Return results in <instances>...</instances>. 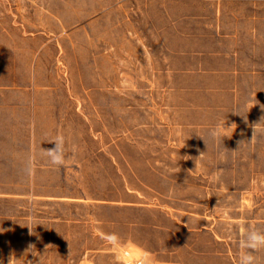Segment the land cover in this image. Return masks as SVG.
<instances>
[{
    "label": "rangeland",
    "instance_id": "obj_1",
    "mask_svg": "<svg viewBox=\"0 0 264 264\" xmlns=\"http://www.w3.org/2000/svg\"><path fill=\"white\" fill-rule=\"evenodd\" d=\"M222 32L243 52L239 94L151 87L168 45ZM222 120L236 128L220 143L208 130ZM57 134L62 168L42 156ZM0 171L1 191L29 194L0 210L23 208L41 242L104 237L89 264H116L112 233L129 261L142 246L169 264H239L245 230L264 232V0H0ZM67 196L83 200L51 199Z\"/></svg>",
    "mask_w": 264,
    "mask_h": 264
},
{
    "label": "crops",
    "instance_id": "obj_2",
    "mask_svg": "<svg viewBox=\"0 0 264 264\" xmlns=\"http://www.w3.org/2000/svg\"><path fill=\"white\" fill-rule=\"evenodd\" d=\"M230 39L236 41L235 36L222 32L210 37L202 36L198 39L200 45L196 48L184 49L183 46H177L179 48L177 49L168 45L162 57L149 61L151 87L162 94H239L241 92L239 87L242 85L239 79L243 78L244 73L243 52L238 46H230L228 44ZM153 69L156 72L154 82L151 72ZM221 102L220 105L223 106ZM5 171L6 173L14 172L7 169ZM28 197V193H8L0 189L1 201L11 198L22 200ZM35 198L39 199L37 195ZM51 199L83 200L71 196L51 197ZM129 205L142 204L134 201ZM35 227L34 220L23 212V208L0 210V264H89L92 263L94 253V238L99 243L96 251H104V237L101 235L94 237L91 230L77 232L69 229L61 233L54 231L55 233H50L46 242H41L40 237L35 233ZM198 230L200 229L187 231ZM137 247L145 251L142 246ZM42 254L47 257H41ZM150 255L155 264H169L172 260L170 258L172 254L164 257V254L154 251L150 252Z\"/></svg>",
    "mask_w": 264,
    "mask_h": 264
},
{
    "label": "clouds",
    "instance_id": "obj_3",
    "mask_svg": "<svg viewBox=\"0 0 264 264\" xmlns=\"http://www.w3.org/2000/svg\"><path fill=\"white\" fill-rule=\"evenodd\" d=\"M244 118L246 120V116H244ZM225 125H226L225 120L218 122L214 127L208 130V136L213 141H217L220 143H223L224 138H231L232 133L236 128V125L235 124H232L231 126H225ZM229 130H232L231 133ZM254 136H255V128L253 131V137ZM204 142L207 145L205 140ZM47 143L51 146L48 148L42 147V156L46 158L51 165L57 168L64 167L67 159L65 137L62 134H57L53 136ZM241 143L242 142H240V144ZM73 151H75V148H73ZM203 154L204 153H202L201 156ZM34 165H35V161L30 158L27 164V171L29 175H31L34 172L35 170ZM107 242L112 247L118 249L116 254V264H152L151 255L146 251H142L138 257L133 258L131 261L125 259L123 250L126 248V246L122 238L116 233L109 234L107 238ZM239 247L241 250L239 264H257L255 253L261 249H264V232L257 230L255 227H249L248 229L245 230L242 239L239 241Z\"/></svg>",
    "mask_w": 264,
    "mask_h": 264
}]
</instances>
